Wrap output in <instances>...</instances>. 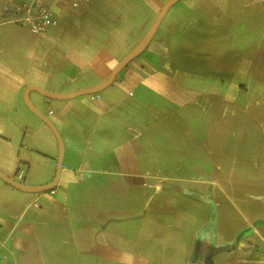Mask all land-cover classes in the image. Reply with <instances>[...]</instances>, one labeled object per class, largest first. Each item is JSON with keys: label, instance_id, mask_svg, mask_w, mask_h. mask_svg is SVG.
Wrapping results in <instances>:
<instances>
[{"label": "crops", "instance_id": "crops-1", "mask_svg": "<svg viewBox=\"0 0 264 264\" xmlns=\"http://www.w3.org/2000/svg\"><path fill=\"white\" fill-rule=\"evenodd\" d=\"M16 1L0 0V170L36 186L54 180L59 141L26 88L70 93L105 81L151 25L153 0H51L58 23L44 33L5 20ZM188 2L185 30L158 29L104 90L31 91L65 153L54 189L22 191L0 177V264H264V0ZM192 5L200 14L189 15ZM248 11L262 39L234 44L229 59L197 58L220 37L199 35L196 22ZM26 117L42 122L45 140Z\"/></svg>", "mask_w": 264, "mask_h": 264}, {"label": "rangeland", "instance_id": "rangeland-1", "mask_svg": "<svg viewBox=\"0 0 264 264\" xmlns=\"http://www.w3.org/2000/svg\"><path fill=\"white\" fill-rule=\"evenodd\" d=\"M168 1V0H153V21L151 23V25L149 26V28L144 32V28H142L140 33H143L142 37L144 36V34L150 29V27L153 25L156 17L158 16L162 6L164 5V3ZM188 1L191 0H180L178 1L172 8L171 10L167 13V15L165 16L164 20L162 21L160 28H159V33L158 36L161 35L162 33H164V31L166 29H168V26H175V31H177L179 33L180 29L185 30V28H183L186 24H187V20H183L182 18L178 17V15L181 13V10H186L188 8ZM158 3H161V5L159 4V6L157 5ZM240 7V6H239ZM192 11L189 13V15H193V14H200L198 12L199 8L197 6L192 5L191 6ZM249 10V9H248ZM145 14V13H144ZM249 11L244 12V14H242L241 12H239L238 16L235 19H232L231 15L230 16H225L224 13H222V15L220 17H218L215 21H209L207 19L205 20H201L202 23L201 25H199V22H196V26L195 28H193V31H196L197 33H199L200 35V31L199 28H205L206 30L209 31H215L219 34V40L220 43L219 45H216V48L214 49V51H212L211 54H206L202 52V54H200V56H197V58L201 57L203 62H207L209 63L210 61L213 60V58H215V60H218L219 57L223 60V57L225 56V58L229 59L231 58L233 55H231V49L234 46V44H236L238 46V48L244 49L242 48L243 46H247V44L249 43L250 40H257V39H262V32L257 31L256 28L253 25H257V22L254 18L251 21L250 25L248 27V18H249ZM144 16V15H143ZM200 21V22H201ZM255 21V23H254ZM251 27L253 28L252 30ZM264 26H260V28L263 29ZM203 28V29H204ZM176 32V34H177ZM202 32V31H201ZM212 32V33H213ZM245 32H249L247 35V39L245 41V45H243V39H241V37L243 36V34H245ZM204 34V31L201 33ZM157 36V37H158ZM141 37V38H142ZM227 53V55H225L224 53ZM226 59V60H227ZM250 69L252 70V72L254 71L253 67H250ZM125 71V70H123ZM124 73V72H122ZM122 75V74H121ZM261 78V77H259ZM248 80L251 82L250 84L251 86V90H253V94L256 93H260L257 92V89H262L261 87L257 86V80H258V76H254V78H251V76L248 77ZM264 88V87H263ZM41 95L39 92L37 91H33L31 93V96L34 98H36L37 96ZM250 96H244L242 99V107L243 105L245 106V103L247 102L248 98ZM251 99V98H250ZM246 101V102H245ZM46 110V109H45ZM254 110L252 107L250 108V111ZM43 111V110H42ZM44 112V111H43ZM24 123L26 126L29 127L30 130L34 131V137L36 139H39L40 141L45 140V138L43 137L44 135L41 134L40 131V126L41 125V121L37 120L36 118L33 117H26L24 118ZM36 158H38V160L36 159L34 161L33 166H35L36 169H38L39 171L42 172H46L49 165L48 164V158H46L44 155H37L36 153ZM22 168L25 171H28V167L23 165ZM181 247V246H180Z\"/></svg>", "mask_w": 264, "mask_h": 264}, {"label": "water", "instance_id": "water-1", "mask_svg": "<svg viewBox=\"0 0 264 264\" xmlns=\"http://www.w3.org/2000/svg\"><path fill=\"white\" fill-rule=\"evenodd\" d=\"M178 1L180 0H168L164 3L153 25L150 27V29L144 34V36L139 40V42L119 61V63L113 69L110 76L105 81L92 85L90 87H86L83 89L76 90L74 92H70V93L53 92V91L44 89L37 85H30L26 88L24 98H25V102L27 103L28 107L49 125V127L53 130V132L55 133L59 141V157H58V163H57L56 176L54 180L49 183L34 186V185H28V184H25L24 182L18 181L6 175L0 170V177L4 181H6L13 187L20 189L22 191L41 192V191L54 189L60 179L61 169H62V164H63V157L65 153V144H64L63 136L58 130L53 120L48 115H46L39 107L35 105V103L33 102L30 96L31 91L33 90L39 91L43 95L50 97V98H54V99H67V98H73L75 96L82 95V94L98 93L104 90L105 88L109 87L115 81L119 72L125 66H127L131 61L137 58L149 46L153 37L157 33L162 21L164 20L165 16L169 12V10Z\"/></svg>", "mask_w": 264, "mask_h": 264}, {"label": "built area", "instance_id": "built-area-1", "mask_svg": "<svg viewBox=\"0 0 264 264\" xmlns=\"http://www.w3.org/2000/svg\"><path fill=\"white\" fill-rule=\"evenodd\" d=\"M78 6V2H74ZM5 20L27 27L36 33L49 31L58 23L51 0H18L4 6Z\"/></svg>", "mask_w": 264, "mask_h": 264}]
</instances>
